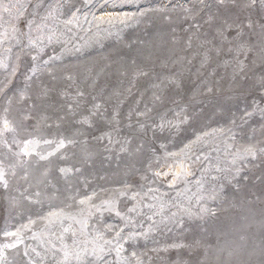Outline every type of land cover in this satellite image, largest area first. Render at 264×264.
<instances>
[{
    "label": "rangeland",
    "instance_id": "374dc122",
    "mask_svg": "<svg viewBox=\"0 0 264 264\" xmlns=\"http://www.w3.org/2000/svg\"><path fill=\"white\" fill-rule=\"evenodd\" d=\"M193 13H199L195 21ZM262 18L264 0H0V116L5 108L13 122L30 115L26 125L38 140L63 135L75 141L47 160L22 156L27 163L15 175L7 172L9 187H0V245L14 239L5 231L18 229L23 242L6 250L4 264H56L62 244L81 254L72 264H103L90 255L104 245L97 233L111 240L120 229L132 237L121 241V255L130 259L104 246L107 264H138L133 252L139 264H264V93L254 86L264 67L249 57L240 72L228 45L217 54L204 43L225 21ZM194 23L200 27L191 28ZM22 33L42 35L40 46L25 47ZM34 65L41 71L26 79ZM141 71L147 75H137ZM166 77L180 86L152 87ZM77 90L85 93L84 103L76 117L66 116L61 106ZM93 103L102 107L92 125L75 123ZM16 138L29 137L21 132ZM3 139L11 144L12 134L0 138V160L15 164L11 152L19 148L9 150ZM249 145L256 146L255 156L243 152ZM54 148L41 143L37 151ZM181 172L187 174L173 182L172 174ZM93 193L96 205L118 197L120 215L79 204ZM49 213L60 215L62 226L49 225ZM80 221L88 226L82 229ZM63 228L70 231L61 242Z\"/></svg>",
    "mask_w": 264,
    "mask_h": 264
},
{
    "label": "snow or ice",
    "instance_id": "6c2138e0",
    "mask_svg": "<svg viewBox=\"0 0 264 264\" xmlns=\"http://www.w3.org/2000/svg\"><path fill=\"white\" fill-rule=\"evenodd\" d=\"M252 4H255L256 0H251ZM7 11V9H6ZM145 13L141 12L140 15H144ZM51 15V13H49ZM199 15V13H193L191 16V19L195 21L196 16ZM185 19H188L187 17ZM213 17H209L208 21H212ZM68 23H72L71 20L68 21ZM191 28L198 29L200 27L199 24H191ZM245 29H247L250 33L247 38H245ZM15 31V29H14ZM37 31H39V26L37 27ZM234 33V35L232 34ZM22 36L27 38V44L25 47L31 45L33 47H39L40 41L43 39L42 35H38L36 37H33L31 33H22ZM48 39L50 40L51 37L49 36ZM21 40H17V43H21ZM204 43L211 45L209 48V51H215L217 54H220L223 51L224 45H228V52L230 54L234 53L232 56V59L236 62V66L240 72H244V70L248 67V64L245 63L246 60H248L249 57H252L251 63L253 66L258 65L260 67H264V18H262L261 21L248 19L244 23H228L225 21L220 27L216 30V35L211 40H206ZM188 45L191 46V37L188 40ZM152 53H147L145 55V59L150 58ZM241 57H244V59H241ZM207 54L204 56V61L207 60ZM35 59V57H33ZM135 63V61H133ZM47 64V62H45ZM41 69L34 65L31 69V76H27L26 79H32V76H36ZM137 75H147L145 72H138ZM55 79V76L52 77ZM71 79V77H68ZM165 80H167V83H165ZM169 84H175L176 87H179V81L175 79V77L172 78H165L164 80H161L160 83L153 84L152 87L156 89H161L162 85L163 87H167ZM255 87H259L262 93H264V72H262L259 77L256 79ZM211 91V89H209ZM46 95V93H45ZM62 95H67V93H62ZM85 93L83 91L77 90L75 93V96H72V102L67 103L66 105H62V108H66V116L70 117H76L81 105L84 103ZM155 96V93H154ZM23 98V94L22 97ZM155 99L159 100V96H155ZM92 100L95 101L96 97H92ZM100 103H93L90 108L87 109V115H80L79 119L75 120V123L81 124V125H92V117L96 116L99 113V110L101 109ZM262 113H264V109H260ZM4 115L0 116V138L4 137L6 133L12 134V141L11 144L7 139H3V144L5 147H7L9 150H11L12 145H16L19 148V151H13L11 152V155L16 158L15 164H8L5 166L4 161L0 160V187H3L4 189H7L9 187V181L6 178L7 172L11 171L13 175H15V168L19 166H23V164L27 163V161H24L21 159V157H31L33 155L39 157L40 161L47 160L49 157L54 156L56 152H58L60 149L65 147V144H74L75 141L72 139H67L63 135L60 136L58 140L55 139H43L38 140L36 138H33V134L29 132L28 126L26 125V121L29 119H32L30 115H25L23 117L22 121H10L8 119L7 113L8 109H4ZM146 113H138V115H145ZM118 115V114H117ZM245 115L251 116L252 113H246ZM42 120L46 121L49 119L48 116H43L41 118ZM60 120H64V116L59 117ZM33 131H36V128L33 129ZM27 133L29 138H25L23 140H18L16 138L18 133ZM108 136L109 140H111V136L109 133L105 134ZM43 143L44 145H53L55 144V148L53 151H49L46 154H41L37 151V146L39 144ZM260 152L264 153V148L259 149ZM243 152L248 156H255L257 152V148L255 145H249L248 147L243 149ZM60 172H67L69 169L61 168L59 169ZM186 172L181 173H173V182L182 175H186ZM164 175H168V173H164ZM28 176L27 171L24 173V178L26 179ZM130 187V186H129ZM126 192H120L119 196L126 195ZM39 195V193H37ZM138 193H134L132 196V199H135ZM93 196H95V193L92 194V196H87L84 199H81L79 201V204L84 205L88 204L90 205V208H94L96 212L101 211H116L115 205L117 203L118 197L114 198L112 200L103 201L101 205L92 204L91 201L93 199ZM129 211H135V208L129 209ZM91 211H89V218L93 215ZM117 215H120L119 211H116ZM45 219V218H42ZM49 225H55L57 222H60L62 226V219L60 215L56 213H49V216L47 218ZM30 223H34V221H30ZM81 228H86L87 222L86 221H80ZM25 228L28 227L27 225L24 226ZM69 228H63L62 233L60 236L57 237L58 240L63 241V233L69 232ZM107 231L112 232L113 229L111 226H107ZM123 229H120L118 231H115V235L112 237L111 240H105L104 239V233L99 232L97 233L98 238L101 240H104V245L100 246L99 248H94L92 253L90 255L94 256L97 260H100L103 262V264H107V261L104 260V256L102 253L105 251L104 246H108L107 250L108 252L114 251L117 255V257H120L121 260L127 262L130 258L127 256H122L121 254L125 251L124 246L121 243L124 239H131V235L125 237L122 235ZM3 235L6 238H14L11 243H5L3 245H0V264H4V261L6 260V250L15 248L17 244L22 243L23 240L20 235V230L18 229L16 232H8L5 231ZM76 233L72 232V236H75ZM76 242L73 241V244ZM55 244L52 245V248H55ZM173 247H181L180 245H173ZM35 251V249H33ZM59 254L61 256L60 260L56 261V264H72V261H80L82 259V256L79 252L75 250L73 246L70 245H63L59 250V253H54V255ZM25 256H28L29 253L27 251L24 252ZM39 255V253H37ZM132 258H136L139 264V258L136 256V253H131ZM89 264H93L92 261H89Z\"/></svg>",
    "mask_w": 264,
    "mask_h": 264
},
{
    "label": "bare ground",
    "instance_id": "6f19581e",
    "mask_svg": "<svg viewBox=\"0 0 264 264\" xmlns=\"http://www.w3.org/2000/svg\"><path fill=\"white\" fill-rule=\"evenodd\" d=\"M136 18H138V17H136ZM143 18H145V16H144ZM140 19H141V17H140ZM140 19H139V20H140ZM129 21H130V20H129ZM141 21H142V20H141ZM121 23H122V22H121ZM128 23H129V22H128ZM140 23H141V22H140ZM141 24H142V23H141ZM144 24L146 25V23H144ZM103 25H104V24H103ZM119 25H121V24H119ZM116 26H117V25H116ZM108 27H109V26H108ZM110 27H112V25H111ZM110 27H109V28H110ZM119 27H120V26H119ZM138 27H139V26H138ZM138 27H137V29H138ZM101 28H102V27H101ZM101 28H100V29H101ZM112 28H113V27H112ZM132 28H133V27H132ZM139 28H140V27H139ZM123 29H124V28H123ZM145 29H146V28H145ZM104 30H105V29H104ZM127 30H128V33L131 32V31H129V29H127ZM130 30H131V29H130ZM134 30H136V29L134 28ZM132 31H133V30H132ZM137 31H138V30H137ZM140 31H141V30H140ZM167 31H168V30H167ZM101 32H102V31H101ZM135 32H136V31H135ZM141 32H143V31H141ZM141 32H138V33H141ZM164 32H165V31H164ZM176 32H177V31H176ZM103 33H104V32H103ZM108 33H109V32H108ZM131 33H132V32H131ZM131 33H130V34H131ZM138 33H137V34H138ZM110 34H111V32H110ZM130 34H129V35H130ZM132 34H133V36H134V33H132ZM132 34H131V35H132ZM116 35H117V34H116ZM139 35H140V34H139ZM107 36H108V35H107ZM111 36H112V35H111ZM118 36H119V35H118ZM126 36H127V35H126ZM136 36H137V35H136ZM142 36H143V34H142ZM142 36H141V37H142ZM102 37H105V36H102ZM130 37H131V36H130ZM114 38H115V37H114ZM117 38H118V37H117ZM110 39H111V38H110ZM112 39H113V38H112ZM115 39H116V38H115ZM134 39H135V38H134ZM145 39H146V38H145ZM108 40H109V39H108ZM118 40H119V39H118ZM118 40H117V41H118ZM129 40H131V38H130ZM109 41H110V40H109ZM124 41H125V40H124ZM134 41H136V39H135ZM137 41H138V39H137ZM170 41H171V39H170ZM131 42H132V41H131ZM138 42H139V41H138ZM104 43H106V42H104ZM108 43H109V42H108ZM113 43H114V42H113ZM123 43H125V42H123ZM139 43H140V42H139ZM155 43H156V42H155ZM157 43H159V42H157ZM160 43H162V42L160 41ZM106 44H107V43H106ZM106 44H105V45H106ZM110 44H111V43H110ZM117 44H118V42H117ZM120 44H121V43H120ZM135 44H136V43H135ZM135 44H134V46H135ZM137 44H138V43H137ZM112 45H113V44H112ZM112 45H111V46H112ZM114 45L116 46V43H115ZM114 45H113V46H114ZM123 45H124V44H123ZM132 45H133V42H132ZM150 45H151V44H150ZM107 46H108V45H107ZM129 46H130V45H128V47H129ZM152 46H153V45H152ZM157 46H158V45H157ZM148 47L150 48L149 45H148ZM106 48H107V47H106ZM113 48H114V47H113ZM119 48H120V47H119ZM126 48H127V47H126ZM126 48H125V50H126ZM151 48H152V47H151ZM114 49H115V48H114ZM135 49H138V48H135ZM125 50H124V51H125ZM133 50H134V49H133ZM133 50H132V52H133ZM139 50H140V49H139ZM107 51H108V50H107ZM130 51H131V50H130ZM110 52H111V51H110ZM125 52H126V51H125ZM127 52H129V49H128ZM134 52H136V51H134ZM138 52H139V51H138ZM149 52H150V50H149ZM105 53H106V51H105ZM107 53H108V52H107ZM111 53H112V52H111ZM122 53H123V52H122ZM129 53L131 54V52H129ZM136 53H137V52H136ZM151 53L153 54V52H151ZM133 54H134V53H133ZM113 55H114V54H112V56H113ZM121 55L123 56V54H121ZM137 55H138V54H137ZM108 56H109V55H108ZM127 56H128V54L126 55V57H127ZM130 56H132V55H130ZM109 57H110V56H109ZM128 57H129V56H128ZM138 57H139V56H138ZM115 58H116V56H115ZM117 58H118V57H117ZM123 58L126 59L125 56H124ZM130 58H131V57H130ZM152 58H153V57H152ZM120 59H121V58H120ZM128 59H129V58H128ZM128 59H127V61H128ZM109 60H112V59L109 58ZM113 60H114V59H113ZM117 60H118V59H117ZM118 61H119V60H118ZM127 61H125V63H126ZM130 61H131V60H130ZM113 62H114V61H113ZM122 62H123V60H122ZM131 62H132V61H131ZM119 63H120V61H119ZM125 63H124V64H125ZM113 64H114V63H113ZM122 64H123V63H122ZM124 64H123V66H124ZM131 65H133V63H131ZM115 66H116V65H115ZM115 66H113L114 69L117 68V67L115 68ZM119 66H121V65L119 64ZM125 66H126V65H125ZM127 66H128V64H127ZM129 66H130V65H129ZM134 66H135V63H134ZM134 68H135V67H134ZM112 69H113V68H112ZM114 69H113V70H114ZM120 69L122 70V67H121ZM128 69H129V68H128ZM130 69H131V68H130ZM130 69H129V70H130ZM118 70H119V69H118ZM131 70H132V69H131ZM111 71H112V70H111ZM114 71H115V70H114ZM127 71H128V70H127ZM107 72H108V71H107ZM109 72H110V71H109ZM115 72H116V71H115ZM115 72H113L114 75L119 73V72H117V73H115ZM101 73H102V72H101ZM103 73H105V72H103ZM103 73H102V75H103ZM113 73H111L112 76H113ZM131 73H132V72H131ZM108 74H109V73H108ZM122 74H123V73H122ZM107 76H110V74L107 75ZM105 77H106V76H105ZM116 77H117V76H115V78H116ZM141 77H142V75H141ZM106 78H107V77H106ZM110 78H111V77H110ZM129 79H131V78H129ZM114 80H115V79H114ZM117 80H119V79H117ZM119 81H120V80H119ZM122 81H123V80H122ZM151 90H154V91H155V89H151ZM99 91H100V90H99ZM101 91H103V90H101ZM107 91H108V88H107ZM107 91H105V92H107ZM154 91H153V92H154ZM151 92H152V91H151ZM102 93H103V92H102ZM149 94H150V93H149ZM155 94H156V93H155ZM152 95H153V93H152ZM150 97H151V96H150ZM241 246H242V245H241ZM242 247H244V246H242ZM213 251H214V250H213ZM214 252H215V251H214ZM211 253H212V252H211ZM213 254H214V253H213ZM214 255H218V256H219L220 253H218V254H214ZM218 256H217V258H219Z\"/></svg>",
    "mask_w": 264,
    "mask_h": 264
}]
</instances>
